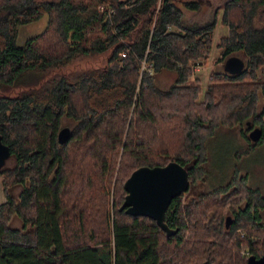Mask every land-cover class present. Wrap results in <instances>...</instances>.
I'll use <instances>...</instances> for the list:
<instances>
[{
	"label": "trees",
	"instance_id": "trees-1",
	"mask_svg": "<svg viewBox=\"0 0 264 264\" xmlns=\"http://www.w3.org/2000/svg\"><path fill=\"white\" fill-rule=\"evenodd\" d=\"M200 8L198 0H0V134L15 159L0 170V264H247L264 253V195L239 168L190 200L173 198L165 221L174 235L119 209L140 166L176 160L192 186L203 179L220 126L262 128L237 157L264 142V0H225L212 19L186 23L185 9ZM43 16L46 27L18 44L19 27ZM219 21L228 26L223 58L241 51L246 65L213 72L204 89L191 78ZM164 72L175 76L167 88L156 82ZM65 118L72 133L60 143Z\"/></svg>",
	"mask_w": 264,
	"mask_h": 264
},
{
	"label": "rangeland",
	"instance_id": "rangeland-1",
	"mask_svg": "<svg viewBox=\"0 0 264 264\" xmlns=\"http://www.w3.org/2000/svg\"><path fill=\"white\" fill-rule=\"evenodd\" d=\"M225 0H214L213 4L209 7L206 5L199 10L185 9L184 19L186 23H202L212 19L218 7ZM222 9L219 10L218 17L221 16ZM47 25V17L43 16L38 20L22 24L19 27L17 42L22 45L26 40L36 34L40 33ZM176 29V28H174ZM228 34V26L224 25L221 21L218 22L214 31L213 45L210 52V56L207 59H202L201 62L195 65V73L191 78V82H200L202 87L205 89L210 83V76L213 72L223 71L225 61L223 58L224 48L218 43L222 36ZM239 55L246 60V57L241 51L233 53ZM175 76L171 72H164L158 76L157 84L162 88L171 86L174 82ZM18 88H8L9 92L16 91ZM73 124L71 119L65 118L64 125ZM245 125L236 124L232 127L220 126L216 130L215 134L210 136L207 141V159L204 162L207 173L203 179L197 180L192 186L190 183V191L183 193L186 200H190L195 197L201 190H208L214 185H218L231 177L232 173L236 168L249 176V183L253 187L260 188L264 195V142L256 145L254 150L248 154H243L241 157L236 156V151L244 149L250 146L249 140L243 134ZM15 163V159L11 156L7 162V166H12ZM21 189L20 185L14 186L10 192L14 196H18ZM7 200L5 195L2 180L0 179V203ZM232 213H227V215ZM263 221H264V211ZM226 215V216H227ZM233 216V215H232ZM226 218V217H225ZM18 225L19 221L16 219L13 222Z\"/></svg>",
	"mask_w": 264,
	"mask_h": 264
},
{
	"label": "water",
	"instance_id": "water-1",
	"mask_svg": "<svg viewBox=\"0 0 264 264\" xmlns=\"http://www.w3.org/2000/svg\"><path fill=\"white\" fill-rule=\"evenodd\" d=\"M246 61L239 55L227 57L225 71L237 74L244 70ZM247 124H251L250 121ZM72 129L64 125L58 132V140L65 143L71 137ZM263 130L260 126L251 129L248 136L257 142L261 139ZM12 150L9 144L3 141L0 134V170L11 157ZM190 187L189 170L179 161L173 160L165 165H143L136 168L126 179L124 188L127 192L120 210L132 215L148 216L156 220L157 224L168 236L176 234L177 228H172L165 221V214L173 198L186 192ZM233 223V216L225 218L226 228ZM247 264H264V253L257 257L250 255Z\"/></svg>",
	"mask_w": 264,
	"mask_h": 264
},
{
	"label": "flooded vegetation",
	"instance_id": "flooded-vegetation-1",
	"mask_svg": "<svg viewBox=\"0 0 264 264\" xmlns=\"http://www.w3.org/2000/svg\"><path fill=\"white\" fill-rule=\"evenodd\" d=\"M199 2H200V4H201V8H203V6L204 5H206L207 7H209V6H211L212 4H213V1L214 0H198ZM225 1H223V3H224ZM222 3V4H223ZM221 4V5H222ZM250 121V120H249ZM248 122V121H247ZM255 126H257V125H255V124H247V126L245 127V129H243L244 130V134H246V138L248 139L249 138V136H248V134H249V132L251 131V129L252 128H254ZM250 142V145H251V142L252 141H249ZM256 147V146H255Z\"/></svg>",
	"mask_w": 264,
	"mask_h": 264
}]
</instances>
